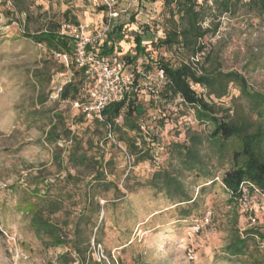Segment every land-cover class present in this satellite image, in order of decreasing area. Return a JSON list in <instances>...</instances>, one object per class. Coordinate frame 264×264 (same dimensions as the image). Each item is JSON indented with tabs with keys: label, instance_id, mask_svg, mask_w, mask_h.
Here are the masks:
<instances>
[{
	"label": "rangeland",
	"instance_id": "374dc122",
	"mask_svg": "<svg viewBox=\"0 0 264 264\" xmlns=\"http://www.w3.org/2000/svg\"><path fill=\"white\" fill-rule=\"evenodd\" d=\"M112 2L119 15L127 16L126 23L129 16L134 21L127 23L117 45L120 56L127 51L134 55L133 33L144 26L154 37H162L164 0ZM21 5L24 13L19 15L11 0H0V264H57L58 255L75 257L69 245L46 248L30 228L28 212L31 205L41 208L46 204L35 194L45 201L59 199L62 209L50 218L71 238L86 204L85 183L89 179L87 169L73 168L67 162L72 149L96 159L101 156L105 177L114 185L95 196L101 209L91 214L95 228L90 244L98 239L99 250L106 257L119 264H250L243 258H229L224 247L234 225L240 232L251 228L264 234V196L250 193L246 207L229 204L220 183L228 165L220 164L209 150V126L198 123L193 110L178 98L165 101L159 97L163 79L155 66L145 70L146 57L129 65V70L138 73L137 102L153 140L146 143H153L159 158L137 162L123 148L114 149L112 137L98 150L102 126L83 118L80 108L58 96L74 69L22 37L23 33H37L47 21L62 24L66 11L79 25L99 27L106 17V10H100L103 0H22ZM202 43L216 58L217 67L241 73L253 90L264 93V15L240 5L234 14L222 16ZM147 50L151 59L175 63L182 58L163 48L153 50L148 45ZM75 80L82 81L80 76ZM83 86L81 82L80 89ZM193 88L209 101L203 89ZM216 103L223 109L234 106L247 112L235 86ZM56 115L70 131L68 139L58 143L60 157L44 142ZM192 135L202 140L199 152L209 178L185 171L177 158L175 145H189ZM158 171L178 177L191 201L171 200L164 190H152L149 183ZM255 244L254 256L262 259L264 242ZM94 253H98L97 246Z\"/></svg>",
	"mask_w": 264,
	"mask_h": 264
},
{
	"label": "trees",
	"instance_id": "16d2710c",
	"mask_svg": "<svg viewBox=\"0 0 264 264\" xmlns=\"http://www.w3.org/2000/svg\"><path fill=\"white\" fill-rule=\"evenodd\" d=\"M11 2L19 15L24 13L22 0H11ZM240 5L264 15V0H248L246 3H241L240 0H201L200 2L199 0H164L166 15L162 37H154L147 26L142 27L139 32L135 31L132 37L133 56L128 51L120 56V49L117 47L123 39L127 23H134L133 17L129 16L126 23L127 16L119 15L118 11L112 8L117 13V17L110 19L106 38L95 50L100 55L118 56L124 65V74L131 76V85L121 100L108 104L102 110L101 120L91 119L104 129L102 139L96 144L98 150L100 144L110 142L109 139L112 137L116 144L111 146L117 150L118 147L123 148L133 161L159 158L158 151L155 152L151 147L153 143H146L147 140L148 142L153 140L149 134V127L142 119L144 110L137 102L138 73L129 70V65L134 64L141 57H146L148 64L144 65L145 70L151 71L152 66H155L163 79L162 88L158 92L159 97L165 101L178 98L193 110L194 119L198 123L209 126L206 137L209 150L220 164L228 165L220 183L228 194L229 204L241 207L240 199L243 193L257 192L264 196V93L253 90L241 73L223 71L217 67L216 58L212 57L202 43L207 35L214 32L218 20L224 15L234 14ZM100 10H106V7L102 6ZM63 17L62 24L79 25L75 17H72V20L68 18V11ZM103 20L107 23L106 17ZM62 24L47 21L44 28L37 33H23L22 37L43 46L47 51L55 54L60 61L62 55L69 57L68 66L74 71L72 78L61 88L58 96L62 101L82 104L88 98L90 85L84 69L77 68L72 63L74 43L70 38L59 34ZM148 45L153 50L163 48L169 52L175 51L182 58L175 63L163 58L151 59L147 50ZM190 58L196 61L191 62ZM78 76L82 81L76 82ZM81 82L84 85L82 89H80ZM193 86L203 89L209 101L198 94ZM230 86H235L238 90L239 98L246 103L247 112H244L242 107L239 109L232 106L223 109L217 105L216 100L220 101L227 96ZM81 116L85 117L83 113ZM56 118L55 123L51 122L44 142L53 146L60 157L62 148L58 147V143L68 139L70 131L65 127L60 116L56 115ZM189 139V145H175L181 166L187 172L196 171L209 178L211 176L209 169L204 165L199 152L201 138L192 135ZM102 160L101 156L96 159L93 155L87 156L85 152L81 153L74 149L67 155V162L71 163L73 168L84 167L89 176L85 183L86 204L80 219L73 225L71 238L64 231V227L50 218L62 209V202L59 199L45 201L35 194L36 197L41 198L40 201L46 202L41 208L31 205L28 211L29 225L35 237L46 248L55 249L69 245L75 254L73 258L68 253L58 255L57 264H119L118 261L106 257L104 252L102 253L105 259H97L94 247H101L98 239L93 245L90 244L92 230L95 228L91 214H97L101 209L99 201L94 198L107 192L110 186H114L105 177ZM149 184L151 189L158 193L164 190L171 200L179 198L181 200L179 202L191 201L183 184L175 175L158 171L154 173ZM255 241L264 242V234L258 229L251 228L240 232L234 225L224 252L229 258H243L250 264H262L264 256L260 259L253 253L254 248L258 247ZM250 245H252L251 249Z\"/></svg>",
	"mask_w": 264,
	"mask_h": 264
},
{
	"label": "built area",
	"instance_id": "2783aa9c",
	"mask_svg": "<svg viewBox=\"0 0 264 264\" xmlns=\"http://www.w3.org/2000/svg\"><path fill=\"white\" fill-rule=\"evenodd\" d=\"M106 7L107 23H101L99 27L88 25L72 26L62 24L59 34L70 38L74 43L71 56L72 63L77 68H83L86 79L89 82V93L87 100L82 103H74V107L80 108L88 119L97 118L101 120L102 110L111 103L121 100L130 88L131 76L123 72L124 65L116 55L104 56L95 50L106 38L110 19L117 17L112 10L114 2L103 0ZM62 62L68 66L69 57L62 55ZM160 77L161 73H160ZM144 131V127L141 128ZM254 194L261 195L257 192ZM248 193H243L240 203L246 207ZM97 259H105L103 253L97 246ZM100 251V252H99Z\"/></svg>",
	"mask_w": 264,
	"mask_h": 264
}]
</instances>
